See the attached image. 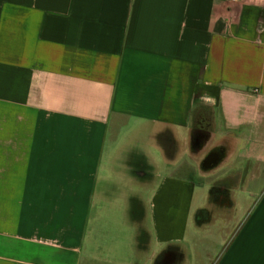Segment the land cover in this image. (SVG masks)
Returning <instances> with one entry per match:
<instances>
[{
    "label": "crops",
    "instance_id": "obj_1",
    "mask_svg": "<svg viewBox=\"0 0 264 264\" xmlns=\"http://www.w3.org/2000/svg\"><path fill=\"white\" fill-rule=\"evenodd\" d=\"M213 209L264 264V0H0V264H186Z\"/></svg>",
    "mask_w": 264,
    "mask_h": 264
},
{
    "label": "rangeland",
    "instance_id": "obj_2",
    "mask_svg": "<svg viewBox=\"0 0 264 264\" xmlns=\"http://www.w3.org/2000/svg\"><path fill=\"white\" fill-rule=\"evenodd\" d=\"M217 187H210L205 189L206 195H211L212 193H216ZM223 189V188H222ZM221 189L220 195L224 193V191ZM227 190V189H226ZM204 192L200 189L198 186L196 191V197H195V203H198L202 197H198ZM212 201L215 202L216 197H211ZM212 203V202H211ZM117 204V203H116ZM118 204L120 202L118 201ZM221 206H226L227 201L220 202ZM111 209L114 208V203H110ZM213 205V203H212ZM216 204V207H219V205ZM213 209V219L210 223L203 224L201 227H197V223L200 221L203 222L204 218L206 217L205 214H201L200 212L196 211L192 214V229L190 230V234L194 233L193 231L196 230L195 236L190 237V241L186 244L188 248V259L189 262L186 264H203L205 262V258L210 257L211 260H214L217 253L223 246V242L226 238H229V236L234 231V222L228 221V217H221L220 215H223V211H218ZM226 212V211H225ZM229 212V210H228ZM226 212L225 214H227ZM209 216H211L209 214ZM203 220V221H202Z\"/></svg>",
    "mask_w": 264,
    "mask_h": 264
},
{
    "label": "flooded vegetation",
    "instance_id": "obj_3",
    "mask_svg": "<svg viewBox=\"0 0 264 264\" xmlns=\"http://www.w3.org/2000/svg\"><path fill=\"white\" fill-rule=\"evenodd\" d=\"M217 153L219 154L218 151H214V154L212 155L213 158H211V159L216 158L215 155H218ZM222 188H224V186L217 187L216 193H214V195L215 196L218 195V193L221 192V189ZM174 255H175L174 252L170 250L165 256L164 255L162 256V258L159 260L160 261L159 264H171L172 261L176 260V258L174 257Z\"/></svg>",
    "mask_w": 264,
    "mask_h": 264
},
{
    "label": "built area",
    "instance_id": "obj_4",
    "mask_svg": "<svg viewBox=\"0 0 264 264\" xmlns=\"http://www.w3.org/2000/svg\"><path fill=\"white\" fill-rule=\"evenodd\" d=\"M231 1H233V2H234V1H236V0H231Z\"/></svg>",
    "mask_w": 264,
    "mask_h": 264
},
{
    "label": "trees",
    "instance_id": "obj_5",
    "mask_svg": "<svg viewBox=\"0 0 264 264\" xmlns=\"http://www.w3.org/2000/svg\"><path fill=\"white\" fill-rule=\"evenodd\" d=\"M216 189V188H215ZM213 194V193H212Z\"/></svg>",
    "mask_w": 264,
    "mask_h": 264
}]
</instances>
